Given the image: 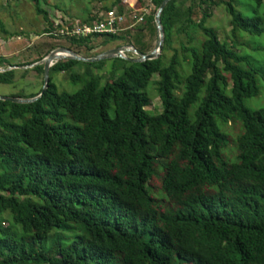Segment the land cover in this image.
<instances>
[{
	"label": "trees",
	"instance_id": "1",
	"mask_svg": "<svg viewBox=\"0 0 264 264\" xmlns=\"http://www.w3.org/2000/svg\"><path fill=\"white\" fill-rule=\"evenodd\" d=\"M27 1L47 20L39 7L46 0ZM149 1L141 24L154 29L162 0ZM251 1L247 15L237 0L221 1L233 38L264 34L255 10L264 5ZM218 2L167 1L159 56L128 61L101 86L87 69L70 73L79 61L64 59L49 67L36 100H0V264H264V106L244 104L264 88V66L207 25ZM114 6L122 10L120 0L103 9ZM178 34L186 37L181 60L176 50L165 59ZM96 37L123 38H66L88 48ZM30 70L42 74L41 65ZM66 71L71 82L86 79L71 93L51 79ZM153 74L159 113L147 109L143 91ZM12 79V68L0 71V83ZM229 122L238 126L233 162L219 127Z\"/></svg>",
	"mask_w": 264,
	"mask_h": 264
},
{
	"label": "rangeland",
	"instance_id": "2",
	"mask_svg": "<svg viewBox=\"0 0 264 264\" xmlns=\"http://www.w3.org/2000/svg\"><path fill=\"white\" fill-rule=\"evenodd\" d=\"M112 0H46L40 2L39 7L45 11L47 20L42 18L41 14L35 12L32 4L27 0H0V24L4 31L0 29V60H3L0 69L10 67L13 69V79L11 83H0V96H11L15 94H22L27 96L30 93L39 91L42 86V74H36L30 70L31 67H24L39 58L45 56L50 50L57 47H67L79 55L90 57L117 46L131 44L140 52H149L153 49L156 40L155 27L152 29L150 25H142L141 23L135 24L133 27L120 31L119 34L123 37L115 41L107 40L102 43L103 37H96L91 39L85 48L84 45L70 46L65 34L68 25L71 27L78 25L82 18L91 16H101L105 12L104 6H108ZM218 5L211 6V16L207 20V25L216 29L218 38L227 44L234 43L233 48L237 53H247L253 56L259 63L264 66V48L259 49V46H264V34L259 37H254L250 41L249 37L244 33H236L235 38L230 34V26L228 25V16L225 12L223 2L226 0H217ZM238 4L235 6L242 14L252 13L251 0H237ZM264 5V0H261ZM147 0H141L140 4L145 5ZM186 3L185 5H187ZM152 8V6H151ZM257 14H260L262 21H264V8L263 6L255 8ZM152 11V10H151ZM200 11H196L193 15L194 19H198ZM49 21L52 28L49 32ZM129 23L126 19L124 26ZM58 34V35H57ZM196 39H201L199 32L192 33ZM182 42L186 45V37L182 34L173 35L170 48L164 52L165 59L168 58L173 50H176L178 57L181 60L179 43ZM161 52V51H160ZM126 57H134V54L125 51L123 52ZM64 60V59H59ZM184 64V62L181 61ZM8 64L12 66H8ZM128 61L125 59L112 57L106 58L102 63L95 66L85 67L84 62L79 61L72 68L70 73L82 74L85 69L94 75L100 77L99 85H103L109 78V75H118L122 69L127 66ZM68 71L66 72H53L51 79L56 85L57 90L74 92L85 82L84 77L79 80L71 82L68 78ZM156 79L153 74L150 81L143 88V91L149 97L147 109L153 113L161 111L160 100L154 90L152 80ZM16 97V96H15ZM26 98V97H25ZM246 106L258 107L264 106V88L256 98L247 99L244 101ZM219 125V124H218ZM220 129H224L229 134V144L223 149L222 153L225 159L229 162L235 161V150L233 139L238 133V126L236 123L229 122L226 125H219ZM156 186L157 180L152 181ZM155 197L160 194L154 193Z\"/></svg>",
	"mask_w": 264,
	"mask_h": 264
},
{
	"label": "water",
	"instance_id": "3",
	"mask_svg": "<svg viewBox=\"0 0 264 264\" xmlns=\"http://www.w3.org/2000/svg\"><path fill=\"white\" fill-rule=\"evenodd\" d=\"M169 0H162L159 6L156 8L153 14V23L156 32V40L153 49L149 52H140L136 50L131 44H126L122 46L113 47L110 49H106L99 53H96L93 56L85 57L79 55L75 51L67 48V47H57L55 49L50 50L45 56L41 57L38 61H35L31 64H28L24 67H33L36 65H41L42 67V86L38 93L32 97H15V96H0V100H7L14 103H29L41 96L48 84V69L49 67L58 61L59 59H69V60H76L81 62H96L100 60H104L106 58L118 57L121 59H125L129 62H143L146 60L155 59L159 56L160 51L162 49L163 43V29L160 23V13L166 2ZM129 51L134 54V57H126L123 52ZM58 52L63 53V55H58ZM7 67L6 69H9ZM5 69H0L3 71Z\"/></svg>",
	"mask_w": 264,
	"mask_h": 264
},
{
	"label": "built area",
	"instance_id": "4",
	"mask_svg": "<svg viewBox=\"0 0 264 264\" xmlns=\"http://www.w3.org/2000/svg\"><path fill=\"white\" fill-rule=\"evenodd\" d=\"M140 1L141 0H120L122 5L121 11H118L117 7L114 6L89 23L80 22L78 25L68 27L65 34L75 38L92 34H119V32L125 28L129 29L135 24L142 23L144 17L150 14L153 9V5L150 1L147 0L148 3L145 5H141ZM126 19L129 20V23L124 26Z\"/></svg>",
	"mask_w": 264,
	"mask_h": 264
},
{
	"label": "bare ground",
	"instance_id": "5",
	"mask_svg": "<svg viewBox=\"0 0 264 264\" xmlns=\"http://www.w3.org/2000/svg\"><path fill=\"white\" fill-rule=\"evenodd\" d=\"M58 55H63V53L58 52Z\"/></svg>",
	"mask_w": 264,
	"mask_h": 264
}]
</instances>
